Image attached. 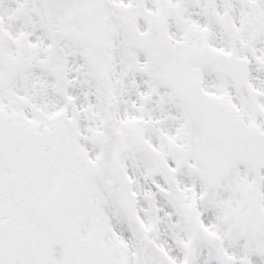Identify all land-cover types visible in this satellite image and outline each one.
Wrapping results in <instances>:
<instances>
[{
	"label": "snow or ice",
	"instance_id": "1",
	"mask_svg": "<svg viewBox=\"0 0 264 264\" xmlns=\"http://www.w3.org/2000/svg\"><path fill=\"white\" fill-rule=\"evenodd\" d=\"M0 264H264V0H0Z\"/></svg>",
	"mask_w": 264,
	"mask_h": 264
}]
</instances>
